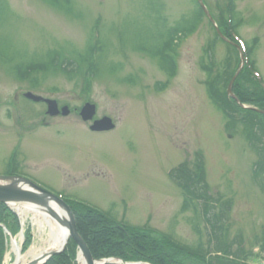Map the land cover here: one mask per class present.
<instances>
[{"label":"rangeland","instance_id":"374dc122","mask_svg":"<svg viewBox=\"0 0 264 264\" xmlns=\"http://www.w3.org/2000/svg\"><path fill=\"white\" fill-rule=\"evenodd\" d=\"M152 1L161 6L167 27L193 10L191 0H67L61 8L43 0H3L0 176L17 172L59 198L168 235L203 257L185 254L179 257L183 264H264V184L253 173L256 152L241 127H226L204 85L202 64L212 62L217 72L227 56L216 22L227 0H202L214 24L204 17L192 34L181 36L172 54V75L136 49L151 37L147 15ZM234 9L241 18L238 39L257 42L252 61L264 83V0H237ZM89 36L94 49L104 52L86 70L81 57ZM52 50L74 64L69 75L61 68L16 77V66L44 61ZM114 65L119 69L111 72ZM157 84L164 87L157 90ZM25 93L66 105L70 115L51 118L43 103L27 101ZM86 102L96 106L95 119L112 120V131L88 130L90 123L74 111ZM196 156L202 158L216 209L224 211L222 243L230 245L229 255L214 252L211 229L201 216L181 212L182 192L168 177L171 169L192 164ZM9 208L29 228L25 250L27 232L13 234L20 254L43 247L40 217L22 207ZM7 245L9 255L1 264L16 260L9 238Z\"/></svg>","mask_w":264,"mask_h":264},{"label":"trees","instance_id":"16d2710c","mask_svg":"<svg viewBox=\"0 0 264 264\" xmlns=\"http://www.w3.org/2000/svg\"><path fill=\"white\" fill-rule=\"evenodd\" d=\"M52 6L61 8L67 0H43ZM237 0H227L225 10L216 20L222 28L224 37L231 43H237L235 38L241 25V18L234 9ZM192 13L182 17L172 27L166 26V20L161 16V6L156 2H150L148 19L152 22L151 37L137 43L136 49L145 52L148 56L159 61L160 68L168 75L175 71V62L172 57L181 36L192 34L202 19L205 17L196 0H191ZM3 1L0 0V12ZM155 34V35H154ZM219 38V37H218ZM92 36H89L86 50L81 57L86 70L90 69L95 56L102 57V48L94 49ZM227 47V56L221 63L219 70L215 72L214 64H202L206 80L204 82L207 97L212 106L226 121L227 128L241 127L250 146L256 152L257 161L254 163L253 173L262 177L264 184V114L252 109H243L230 99L226 90L239 67V52L235 45L224 42ZM257 47L256 40L245 42L242 47L244 66L232 86V92L240 104L264 112V83L258 77V70L254 67L252 58ZM99 52L98 55H94ZM208 58L210 55L206 54ZM74 64L66 61L63 54L52 50L46 60L40 62H28L16 66L15 74L20 80H24L34 72H55L58 69L74 70ZM237 65V66H236ZM95 70L96 67H93ZM118 66L111 67V72L118 70ZM157 90L164 85L157 84ZM169 179L176 184L182 192L181 212L191 211L196 216H201L210 227V239L215 241V253L231 254L230 245L225 248L222 243L224 231V211L218 212L214 200L209 192L206 174L201 156H196L192 164L183 163L168 172ZM74 214L75 225L78 234L86 243L92 257L96 260L114 258L123 262H141L148 264H183L179 257L188 254L192 257L203 258L200 253L184 248L176 244L167 236H159L151 230L131 227L116 223L107 213L97 211L81 203H68ZM228 208V206H225ZM199 214V215H198ZM221 223V224H220ZM0 224L5 226L13 235L19 230V222L16 215L5 205H0ZM24 250L30 244L29 231H26ZM264 247V242H263ZM5 251V237L0 228V264ZM76 246L69 242L65 251L50 258L45 264H75ZM239 251L238 255H241Z\"/></svg>","mask_w":264,"mask_h":264},{"label":"water","instance_id":"95a60500","mask_svg":"<svg viewBox=\"0 0 264 264\" xmlns=\"http://www.w3.org/2000/svg\"><path fill=\"white\" fill-rule=\"evenodd\" d=\"M197 3L199 4L200 8L202 9L207 19L211 22V24H214L208 11L203 5L202 0H197ZM219 36L221 37L220 34ZM221 38L225 40L223 37ZM239 71H240V67L238 71L236 72V74L231 79L227 87V96L230 99L234 100L236 104L240 106V108L252 109L258 113L264 114L263 111H259V110H256V109L240 104L239 100L232 93L231 91L232 84L235 80L236 75L239 73ZM23 97L34 103H41V102L44 103L46 105V114L50 117H56L58 115L66 117L70 113L67 106H64L61 109H58L57 103L54 100L44 99L40 96L31 94V93H25ZM94 115H95V106L90 103L84 104L79 112V116L83 122L92 121ZM113 129H114V125L111 119L107 117H103L101 119L93 121L91 126L89 127V130L92 132H108ZM0 204L17 206V207L19 206L25 209H28L30 207H32L33 209L43 208V209H46L50 215L51 213H53L51 209L55 207V208L61 209L67 216L65 225L67 227L68 236H67V241L65 242L64 246L57 251L46 253L45 255L41 256L37 260L30 261L28 264L46 263L51 257L61 254L65 250L69 240H72L76 244L77 264H78L79 257L83 258L85 264H109L113 262V260L111 259L100 260V261L93 260L86 244L84 243V241L81 239V237L77 233L74 216H73L72 211L68 207V205L61 199L41 189L40 187L34 185L30 181L24 178H21V177H16V176H0ZM116 263L117 264H140V263H124L120 260H117Z\"/></svg>","mask_w":264,"mask_h":264},{"label":"bare ground","instance_id":"6f19581e","mask_svg":"<svg viewBox=\"0 0 264 264\" xmlns=\"http://www.w3.org/2000/svg\"><path fill=\"white\" fill-rule=\"evenodd\" d=\"M15 207L20 208L19 206H14V208ZM28 209L37 214L41 219V221H37V223L39 230H41V232L43 231V233L46 232V238L43 241L44 246L40 248L32 247L26 255H21L19 247L12 241V251L16 256L15 263L13 264H28L30 261L37 260L46 253L59 250L67 241L68 231L65 225L67 216L61 209L52 208L51 210L53 213H51V215L43 208L33 209L30 207ZM78 264H85L83 258H78Z\"/></svg>","mask_w":264,"mask_h":264},{"label":"flooded vegetation","instance_id":"af4514ba","mask_svg":"<svg viewBox=\"0 0 264 264\" xmlns=\"http://www.w3.org/2000/svg\"><path fill=\"white\" fill-rule=\"evenodd\" d=\"M8 174V173H7Z\"/></svg>","mask_w":264,"mask_h":264}]
</instances>
